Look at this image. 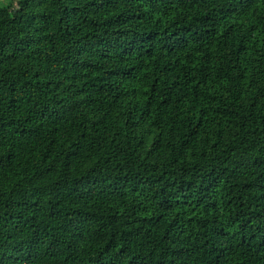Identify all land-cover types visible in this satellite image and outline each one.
Wrapping results in <instances>:
<instances>
[{"label": "trees", "instance_id": "obj_1", "mask_svg": "<svg viewBox=\"0 0 264 264\" xmlns=\"http://www.w3.org/2000/svg\"><path fill=\"white\" fill-rule=\"evenodd\" d=\"M0 7V264H264V0Z\"/></svg>", "mask_w": 264, "mask_h": 264}, {"label": "rangeland", "instance_id": "obj_2", "mask_svg": "<svg viewBox=\"0 0 264 264\" xmlns=\"http://www.w3.org/2000/svg\"><path fill=\"white\" fill-rule=\"evenodd\" d=\"M17 3L12 0H0V7H15Z\"/></svg>", "mask_w": 264, "mask_h": 264}]
</instances>
